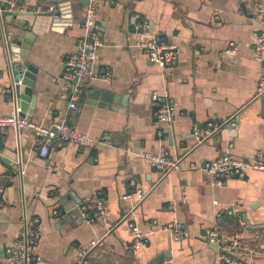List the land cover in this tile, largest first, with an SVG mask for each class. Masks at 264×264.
Returning a JSON list of instances; mask_svg holds the SVG:
<instances>
[{"label":"crops","instance_id":"0c3cea01","mask_svg":"<svg viewBox=\"0 0 264 264\" xmlns=\"http://www.w3.org/2000/svg\"><path fill=\"white\" fill-rule=\"evenodd\" d=\"M7 1L0 0L1 9L9 10ZM13 1L25 14L0 17V115L14 112L6 40L20 39L12 60L22 55L37 69L25 118L44 126L66 120L102 140L82 149L56 141L43 158L34 132L18 139L9 128L0 135V264H9L8 249L26 222L41 232L39 264H74L81 250L88 251L90 264H212L217 248L205 232L215 226L227 243L237 242V258L264 264V173L229 177L220 186L203 169L219 157L251 159L264 150V100L257 96L264 67L253 59L264 31L258 13L264 0H105L97 16L104 44L93 75L81 83L78 112L69 108L74 95L64 74L83 35L87 4ZM51 7L60 22L42 14ZM143 21L154 37L179 51L178 62L165 71L136 47L134 24ZM229 41L240 44L236 55L225 52ZM155 92L177 105L171 127L156 120L150 102ZM234 118L235 130L223 128L198 142L196 127ZM163 151L181 158L179 171L164 175L141 156ZM95 197L108 210L88 226L79 219L80 208ZM233 205L239 208L230 215ZM175 221L185 226L178 242L165 230ZM129 222L149 235L147 245L132 248Z\"/></svg>","mask_w":264,"mask_h":264},{"label":"built area","instance_id":"2783aa9c","mask_svg":"<svg viewBox=\"0 0 264 264\" xmlns=\"http://www.w3.org/2000/svg\"><path fill=\"white\" fill-rule=\"evenodd\" d=\"M105 0H87L86 12L83 22V35L77 44L75 52H73L66 61L64 79L72 88L73 101L69 108L73 111H79L77 95L81 92V83L92 76L93 66L96 62L99 49L103 46L102 30L97 22V16L101 5ZM10 11L18 12L15 1H7ZM51 7L49 10H53ZM20 12V11H19ZM258 13L264 24V6L258 7ZM134 30L138 34L139 40L136 47L144 51L149 60L159 69H166L175 65L179 60V51L175 45H168L160 41L158 37H154L150 33V25L143 21L134 24ZM240 50V44L229 41L226 44L225 52L236 55ZM253 59L264 67V31L260 32L253 45ZM107 75V74H106ZM105 75V76H106ZM257 96L264 100V75L260 78L257 86ZM150 102L155 107V117L158 123L171 127L178 114L175 101L167 94L153 93L150 96ZM20 111V110H19ZM227 124L210 123L209 127H196L195 135L199 143H205L208 138L217 130ZM9 128L15 131L18 129L21 133L32 131L35 133V145L38 148L39 155L43 158L48 157L51 149L56 141L72 145L82 149L84 147L93 146L101 142L100 139H94L88 135L74 129L66 120L53 122L47 126L38 125L22 118L13 112L10 116L0 115V135L7 132ZM0 156L2 153L0 152ZM143 160L157 168L161 173L170 174L181 169V158H174L169 151H163L160 154L143 153ZM203 169L211 176L217 185L223 184V179L239 175L240 177L247 175L251 171L264 173V150L258 151L251 159H240L226 155L215 160L207 161L203 165ZM4 185L0 182V207L3 205ZM140 201L146 197L144 190H137ZM239 207L233 205L229 210V214L233 215ZM108 210L106 201L101 197L90 199L80 208L79 219L85 225L92 226L96 220L103 217ZM58 214V211H55ZM221 217L220 214L217 215ZM129 227L134 233L132 242L133 249H139L143 245L149 243V235L140 231L135 222H129ZM165 230L170 232L175 242L180 241L185 234V226L180 221H175ZM205 236L210 243L217 245V255L212 264H253L246 263L237 258L235 252L237 242L233 244L227 243L222 237L220 229L215 226L207 229ZM41 238V232L36 228H30L25 224L20 234V238L16 240L8 249L9 264H39V257L36 253V247ZM97 242H92L91 246H96ZM74 264H90L88 261V251L81 250L75 257Z\"/></svg>","mask_w":264,"mask_h":264},{"label":"water","instance_id":"95a60500","mask_svg":"<svg viewBox=\"0 0 264 264\" xmlns=\"http://www.w3.org/2000/svg\"><path fill=\"white\" fill-rule=\"evenodd\" d=\"M85 4H87V0H84ZM21 14L25 13H20V12H14L10 10H4L0 8V17H17L20 16ZM44 16H49V17H56L57 22H60L62 19L58 18L60 15L53 9L49 12L42 13ZM7 42L6 40V47H7V52H8V57H7V75L10 80V87H9V94L12 97L13 103H14V111L16 114H18L20 117L25 118L26 113H27V105L30 102V97L32 96L33 93V80L35 78V74L37 72V69L30 64L25 63V57L22 55L20 56L19 59H13L11 58L10 51L12 53H15V49H19L21 46V40L19 39L18 41L15 42ZM25 44H28L25 41ZM16 46V47H14ZM24 51L28 50V48L25 46L23 47ZM3 71H0V77L2 76ZM82 97L84 96V93L81 95ZM20 108V109H19ZM20 110V111H19ZM238 125L237 119H230L226 125H224L222 128L219 130L215 131L209 138H213L216 135L219 134L220 131H222L223 128H226L228 130H235L236 126ZM16 134L18 139H20L21 132L16 129ZM208 138V139H209ZM19 165L20 169H22V161L21 157H19ZM157 171H160L157 169ZM161 172V171H160ZM236 178H240L239 175L234 176ZM226 180V178H225ZM81 221V220H80ZM215 245V244H214ZM217 248V245H215Z\"/></svg>","mask_w":264,"mask_h":264}]
</instances>
